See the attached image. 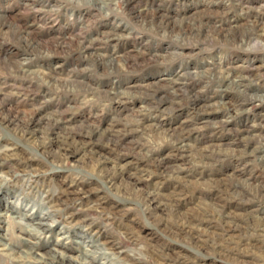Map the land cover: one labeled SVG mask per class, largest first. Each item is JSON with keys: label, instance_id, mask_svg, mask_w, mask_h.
<instances>
[{"label": "rangeland", "instance_id": "obj_1", "mask_svg": "<svg viewBox=\"0 0 264 264\" xmlns=\"http://www.w3.org/2000/svg\"><path fill=\"white\" fill-rule=\"evenodd\" d=\"M0 242L264 264V0H0Z\"/></svg>", "mask_w": 264, "mask_h": 264}, {"label": "bare ground", "instance_id": "obj_2", "mask_svg": "<svg viewBox=\"0 0 264 264\" xmlns=\"http://www.w3.org/2000/svg\"><path fill=\"white\" fill-rule=\"evenodd\" d=\"M225 78L228 79L229 83H235V76L227 75ZM38 224H42V223H38ZM23 241L26 242V240H23ZM3 246H4V250L7 251V254L14 255V253H17L10 246H8L7 244H5V242H4V245ZM85 251H88V250L85 249ZM17 255L19 257H21V258H24V257L30 258L32 260H35L37 262H40L41 264H56V263L71 264V263H63L64 262L63 261L64 260V257H66L65 254H61L62 257H63V258L61 257V261H63V262H60L56 258V256L51 255L50 257H47L44 253L36 252L33 248H25V250L23 251L22 254H17ZM80 259H81V262H79L78 264H87V261H86L85 258L80 257Z\"/></svg>", "mask_w": 264, "mask_h": 264}]
</instances>
